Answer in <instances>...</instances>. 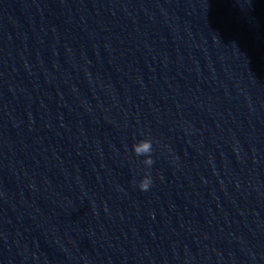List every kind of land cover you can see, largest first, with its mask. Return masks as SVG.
<instances>
[{"label": "water", "instance_id": "1", "mask_svg": "<svg viewBox=\"0 0 264 264\" xmlns=\"http://www.w3.org/2000/svg\"><path fill=\"white\" fill-rule=\"evenodd\" d=\"M263 213L264 0H0V264H243Z\"/></svg>", "mask_w": 264, "mask_h": 264}, {"label": "clouds", "instance_id": "2", "mask_svg": "<svg viewBox=\"0 0 264 264\" xmlns=\"http://www.w3.org/2000/svg\"><path fill=\"white\" fill-rule=\"evenodd\" d=\"M152 143L153 142L151 138H142L133 144V150L135 154H137L138 156L143 155V163L148 166H151V164L153 163V158L150 155L152 151ZM151 183V176L146 174L139 181V187L141 190H147L150 187Z\"/></svg>", "mask_w": 264, "mask_h": 264}]
</instances>
